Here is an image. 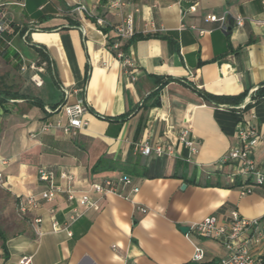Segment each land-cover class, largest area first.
<instances>
[{
    "label": "crops",
    "instance_id": "1",
    "mask_svg": "<svg viewBox=\"0 0 264 264\" xmlns=\"http://www.w3.org/2000/svg\"><path fill=\"white\" fill-rule=\"evenodd\" d=\"M106 1L0 0V93L19 96L0 103V264H19L23 257L30 264H195L196 247L204 252L199 264H219L228 254L223 244L179 229L208 216L225 223L232 210L264 224V185L220 164L239 146L238 129L246 125L257 135L249 158L264 173V100L244 109L264 84V7L260 0H129L121 12H107ZM80 6L112 24L138 10L134 38L121 44L132 66L107 51L114 33L99 32ZM222 13L227 31L204 20ZM235 16L243 18L242 27ZM46 86L53 92L40 94ZM73 90L88 109L87 125L76 137L45 129L66 123L62 106L75 103ZM198 91L246 97L234 106ZM182 131L191 147L178 140ZM142 143L170 146L172 154H134ZM130 151L145 159L152 179L130 177L118 195L100 200L89 194L98 211L67 200L68 189L79 196L93 183L119 177L92 168L103 156L124 162ZM40 169L52 174L60 193L19 217L17 200L44 190ZM242 187L251 193L241 195ZM248 247L264 261V232Z\"/></svg>",
    "mask_w": 264,
    "mask_h": 264
},
{
    "label": "built area",
    "instance_id": "2",
    "mask_svg": "<svg viewBox=\"0 0 264 264\" xmlns=\"http://www.w3.org/2000/svg\"><path fill=\"white\" fill-rule=\"evenodd\" d=\"M260 2L264 7V0H260ZM196 6L197 5H192V7H190L192 13L196 11ZM128 7H130L129 0H107L105 4L107 12H121ZM77 10L85 13L88 19L93 20L92 23L99 32L110 29L114 33L115 40L109 44L107 51L117 61L126 66H132L130 61L125 57V54L121 51V44L128 41L134 35L133 19L134 14H136L138 10H130L124 14L116 24L110 23L104 17L94 16L83 6L78 7ZM204 20L208 23H216L220 30L227 31V13H222L220 16L206 15ZM233 20L237 28L242 27V17L235 16L233 17ZM3 31V24L0 23V33ZM33 83L36 86L42 84V82L36 77L33 78ZM72 92L77 95L75 103L62 106V111L66 117V123L63 124L57 122L54 125H48L45 129H49L50 127L58 128L65 135L76 137L80 130L87 125L83 116L88 109L85 107L83 99L78 96L79 91L73 90ZM63 95L68 96L69 92L64 90ZM47 111L49 110L47 109ZM237 139L239 146L231 149L220 160V164L230 163L234 165L238 174L251 178L255 186L262 187L264 185V173L258 170L253 161L249 158L251 150L257 144L255 130L250 126L243 125L238 129ZM178 140L188 147L192 146V142L186 138V131H182ZM134 154H140L144 157L154 155L157 158H162L163 156L171 155L172 148L170 146L161 145L152 147L147 143H142L135 147ZM61 177L68 181H72V177L69 175L63 174ZM38 181L44 185V190L38 194H29L22 199H18L16 202L17 216L23 217L36 210L38 208L39 200L52 202L56 195L60 193L58 189L53 187L52 174L46 169L39 170ZM0 183H2L1 175ZM131 183L132 179L130 177L119 176L115 179H105L100 183H93L88 192L82 193L79 196H77L74 191L68 189L66 191V196L68 201H76L79 206L85 209L98 211V200L103 199L108 195H118L120 185H130ZM132 192L136 193L137 189L135 187L132 188ZM249 193H251V189L245 187L241 188V195ZM89 194L95 195L98 200L92 201L89 198ZM39 222L40 219L34 220L35 224H38ZM263 232L264 224L261 222V219L248 220L240 217L235 210H232L229 212L227 222L220 223L217 217L208 216L201 221L190 225L187 235L192 234L198 238L214 240L223 244L228 254L219 261V264H263L262 259L253 255L248 247V242L253 235L260 237ZM203 258V250L198 247L194 248L193 262L199 264L203 261ZM30 261V258L23 257L19 261V264H30Z\"/></svg>",
    "mask_w": 264,
    "mask_h": 264
},
{
    "label": "trees",
    "instance_id": "3",
    "mask_svg": "<svg viewBox=\"0 0 264 264\" xmlns=\"http://www.w3.org/2000/svg\"><path fill=\"white\" fill-rule=\"evenodd\" d=\"M13 32H18L17 28H12ZM134 38V35L129 39L132 40ZM4 39L9 40L10 36L8 34H4ZM42 60H44V57L41 55ZM166 83V82H165ZM164 83V84H165ZM162 87V86H161ZM161 87H159L157 90L153 91L147 100L152 99L154 97H157L159 94V91L161 90ZM198 93L203 96L207 100H211L213 102L217 103H225L229 105H238L243 101V99L246 97V93H243L237 97H212L210 95H207L205 93H202L198 91ZM8 97H15L18 98L19 96L17 94H9V93H0V103L2 104L3 100ZM13 99V98H12ZM264 100V84H262L259 88H257L250 97V102L244 107V109H249L255 104L261 102ZM159 102L156 101L153 103V106H158ZM108 120V119H107ZM145 159H142L139 156H133L132 151H130L127 154V157L124 162H121L120 159H112L107 156L100 157L96 163L94 164L92 171L95 173H101V172H116L118 176H128V177H139V178H148L152 179V176H149L146 173L145 168ZM189 182H192L189 180ZM218 186V185H217ZM220 186V185H219ZM224 188H233L234 186H223ZM215 264V262L213 263ZM264 264V261H263Z\"/></svg>",
    "mask_w": 264,
    "mask_h": 264
},
{
    "label": "rangeland",
    "instance_id": "4",
    "mask_svg": "<svg viewBox=\"0 0 264 264\" xmlns=\"http://www.w3.org/2000/svg\"><path fill=\"white\" fill-rule=\"evenodd\" d=\"M52 91V87L51 86H46L43 89L40 90V94H45V93H51ZM183 173H187L186 168L183 169ZM108 176H110V173L107 174Z\"/></svg>",
    "mask_w": 264,
    "mask_h": 264
},
{
    "label": "water",
    "instance_id": "5",
    "mask_svg": "<svg viewBox=\"0 0 264 264\" xmlns=\"http://www.w3.org/2000/svg\"><path fill=\"white\" fill-rule=\"evenodd\" d=\"M221 64H223V62H221ZM188 230H189V228H187V227H181V228L179 229V231H180L182 234H186V233L188 232Z\"/></svg>",
    "mask_w": 264,
    "mask_h": 264
},
{
    "label": "bare ground",
    "instance_id": "6",
    "mask_svg": "<svg viewBox=\"0 0 264 264\" xmlns=\"http://www.w3.org/2000/svg\"><path fill=\"white\" fill-rule=\"evenodd\" d=\"M97 70V69H96ZM99 71V70H98Z\"/></svg>",
    "mask_w": 264,
    "mask_h": 264
}]
</instances>
